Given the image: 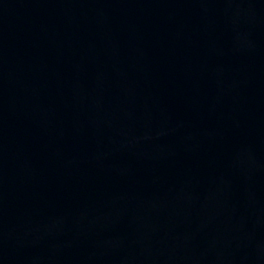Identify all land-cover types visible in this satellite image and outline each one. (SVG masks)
<instances>
[{"label":"water","instance_id":"obj_1","mask_svg":"<svg viewBox=\"0 0 264 264\" xmlns=\"http://www.w3.org/2000/svg\"><path fill=\"white\" fill-rule=\"evenodd\" d=\"M0 264H264V0H0Z\"/></svg>","mask_w":264,"mask_h":264}]
</instances>
